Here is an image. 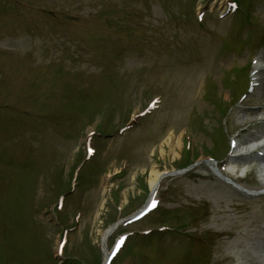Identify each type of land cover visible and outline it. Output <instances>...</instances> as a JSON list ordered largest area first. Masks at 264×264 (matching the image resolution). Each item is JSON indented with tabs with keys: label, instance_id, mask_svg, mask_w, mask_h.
Instances as JSON below:
<instances>
[{
	"label": "rangeland",
	"instance_id": "1",
	"mask_svg": "<svg viewBox=\"0 0 264 264\" xmlns=\"http://www.w3.org/2000/svg\"><path fill=\"white\" fill-rule=\"evenodd\" d=\"M226 1L0 0V264H102L128 232L111 264H264V145L230 176L204 161L264 136V92L245 89L249 57L264 64V0H239L248 29L240 7L219 16ZM130 114L77 170L88 129ZM189 159L156 210L107 230L146 201L153 167Z\"/></svg>",
	"mask_w": 264,
	"mask_h": 264
},
{
	"label": "bare ground",
	"instance_id": "2",
	"mask_svg": "<svg viewBox=\"0 0 264 264\" xmlns=\"http://www.w3.org/2000/svg\"><path fill=\"white\" fill-rule=\"evenodd\" d=\"M262 89V91L264 92V78L261 79L260 81V87ZM169 138V137H168ZM167 138V139H168ZM171 140V139H170ZM169 142V140H167V143ZM179 142H180V139L178 138L177 139V144L179 146ZM171 144V143H170ZM169 144V145H170ZM172 146V145H170ZM173 149V148H172ZM163 150V149H162ZM161 175V172L160 171H157L154 167L152 169V172H151V177L149 179V188H152V189H155L157 188L156 186H158V183H159V177Z\"/></svg>",
	"mask_w": 264,
	"mask_h": 264
}]
</instances>
